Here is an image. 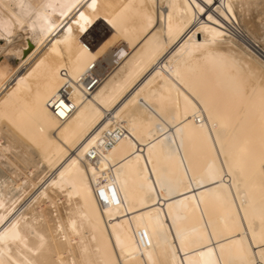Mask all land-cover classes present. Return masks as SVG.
<instances>
[{"label":"bare ground","instance_id":"1","mask_svg":"<svg viewBox=\"0 0 264 264\" xmlns=\"http://www.w3.org/2000/svg\"><path fill=\"white\" fill-rule=\"evenodd\" d=\"M0 38V264H264V0H0Z\"/></svg>","mask_w":264,"mask_h":264},{"label":"rangeland","instance_id":"2","mask_svg":"<svg viewBox=\"0 0 264 264\" xmlns=\"http://www.w3.org/2000/svg\"><path fill=\"white\" fill-rule=\"evenodd\" d=\"M211 7H212V5H211ZM199 17L202 18L201 20H203L204 17H205V18L207 17V14L203 11V12H201V14H200ZM97 28L99 29V31H100L103 35L106 34V32H105L106 30H105V29H101L102 27H101V28L97 27ZM102 30H103V31H102ZM242 39H245V38H242ZM0 42H2V43L4 42V41H3V38H0ZM255 45H256L255 47H257V48H255V47H254V48L257 49V51L259 50V48H262L258 43H257V44L255 43ZM120 46H121V45H118V44L115 46L116 48L113 47V46H110V48H111V47H113V48H111V50H109V51L107 52L108 54L106 53L108 57H107V56H105V57H107V59H110L111 61H115L116 59H118V56L122 53V51L124 52V50L121 49L122 46H121V47H120ZM258 47H259V48H258ZM120 49H121V50H120ZM118 50H120L121 52L118 51ZM106 54H105V55H106ZM109 54H112V55L109 56ZM113 55H114V56H113Z\"/></svg>","mask_w":264,"mask_h":264},{"label":"snow or ice","instance_id":"3","mask_svg":"<svg viewBox=\"0 0 264 264\" xmlns=\"http://www.w3.org/2000/svg\"><path fill=\"white\" fill-rule=\"evenodd\" d=\"M95 6V4L93 3L92 5H91V7H94ZM83 13H80V16H81V18H83ZM209 20H211V17H209ZM62 114V113H61Z\"/></svg>","mask_w":264,"mask_h":264}]
</instances>
